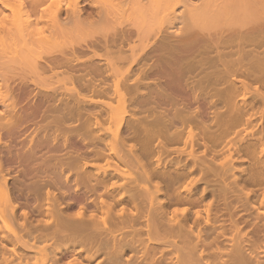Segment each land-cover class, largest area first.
Here are the masks:
<instances>
[{
	"label": "bare ground",
	"instance_id": "6f19581e",
	"mask_svg": "<svg viewBox=\"0 0 264 264\" xmlns=\"http://www.w3.org/2000/svg\"><path fill=\"white\" fill-rule=\"evenodd\" d=\"M114 1L0 0V264H264V0Z\"/></svg>",
	"mask_w": 264,
	"mask_h": 264
},
{
	"label": "rangeland",
	"instance_id": "374dc122",
	"mask_svg": "<svg viewBox=\"0 0 264 264\" xmlns=\"http://www.w3.org/2000/svg\"><path fill=\"white\" fill-rule=\"evenodd\" d=\"M16 2H21L22 0H15ZM52 1H57V0H52ZM84 1V2H83ZM118 1V2H117ZM124 1H129V0H124ZM141 2H142V4H146L147 3V0H140ZM119 4V5H121V7H124V9H125V3H123V0H115L114 1V4ZM127 3V2H126ZM123 5V6H122ZM125 5V6H124ZM127 6H128V4H127ZM126 6V7H127ZM80 10H81V15L83 16V18L84 19H87V20H91L92 18H93V16L95 17V15H96V8L94 7V6H92L91 4H89L88 2H87V0H81V2H80ZM93 11H95V12H93ZM91 18V19H90ZM121 19V18H120ZM119 19V21H117V25H114V27H116L118 30L120 29V30H123V31H126V28L127 27H130L129 25H127V23L124 21V20H120ZM110 21H108V23L106 22L105 24H106V26H108V25H110V23H109ZM125 26V27H124ZM122 27V28H121ZM108 28H110L109 26H108ZM108 33L109 32H112V26H111V28H110V30H108L107 31ZM112 34V33H111ZM110 34V35H111ZM110 35H109V37H110ZM132 41H134V39L132 40ZM79 51V53L80 52H83V51H85L84 49H81V50H78ZM80 54H82V53H80ZM83 54H85V52H83ZM81 56V55H80ZM82 57H85L84 55L82 56ZM11 77V76H10ZM32 96L30 95V98H31ZM31 100H33V98L31 99ZM10 184H11V182H10ZM12 185H9L8 184V189H9V192L11 193V195L12 194H14V193H12L13 192V189H12V187H11ZM12 192H11V191ZM73 195V194H72ZM14 196H16V194H14L13 196H12V198L14 197ZM73 196H75V195H73ZM17 197V196H16ZM74 198H76V196L74 197ZM14 199H15V197H14ZM17 199V198H16ZM73 199V198H72ZM71 210V212L73 211L74 212V208H72V209H70ZM70 212V211H69Z\"/></svg>",
	"mask_w": 264,
	"mask_h": 264
}]
</instances>
